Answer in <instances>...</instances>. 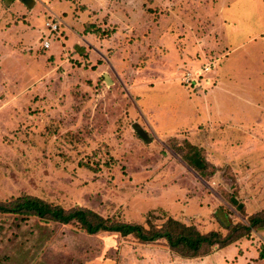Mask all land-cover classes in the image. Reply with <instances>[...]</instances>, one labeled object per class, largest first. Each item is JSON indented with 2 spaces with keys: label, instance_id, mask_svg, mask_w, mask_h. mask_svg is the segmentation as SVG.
Instances as JSON below:
<instances>
[{
  "label": "rangeland",
  "instance_id": "374dc122",
  "mask_svg": "<svg viewBox=\"0 0 264 264\" xmlns=\"http://www.w3.org/2000/svg\"><path fill=\"white\" fill-rule=\"evenodd\" d=\"M34 1L0 0V202L221 237L264 209V0ZM186 143L230 168L226 181L189 167ZM220 181L231 190L214 193ZM232 244L208 264L264 254V231ZM185 262L163 244L0 214V264Z\"/></svg>",
  "mask_w": 264,
  "mask_h": 264
},
{
  "label": "trees",
  "instance_id": "16d2710c",
  "mask_svg": "<svg viewBox=\"0 0 264 264\" xmlns=\"http://www.w3.org/2000/svg\"><path fill=\"white\" fill-rule=\"evenodd\" d=\"M51 20L59 28L58 20L55 18H51ZM40 48L42 50H48L50 47L44 48L41 44ZM186 145L189 152L182 158L201 178L206 180V182L207 180L214 182L212 178L217 177L221 171L219 177L221 181H226L223 174L227 171L230 172V168H220L212 163L206 158L205 151L201 147L190 143H186ZM233 176V179L236 181L237 177L234 174ZM219 185L221 187L217 185L213 189L214 193L220 194L224 193V191L231 190L223 182ZM235 190L238 191V188ZM234 200L237 201L236 198ZM234 200L232 202L236 204ZM238 204L237 209L242 210L245 214L244 205L240 202ZM0 214L14 215L20 217L22 220L35 218L42 222H53L60 225L76 223L87 235L113 233L118 234L122 238L132 237L140 245L163 244L173 254L183 259L205 257L210 254V250L214 246L219 249L224 248L238 241L240 238L247 236L252 231H264V209L247 216V225L231 228L226 237H221L218 229L201 233L196 225L187 226L174 218H168L159 226H155L149 221L146 222V226L137 223H113L91 210L82 208L66 210L61 206L52 205L32 196H21L11 198L6 202H0ZM237 231H241V234L236 235ZM261 256L264 257V254Z\"/></svg>",
  "mask_w": 264,
  "mask_h": 264
},
{
  "label": "crops",
  "instance_id": "0c3cea01",
  "mask_svg": "<svg viewBox=\"0 0 264 264\" xmlns=\"http://www.w3.org/2000/svg\"><path fill=\"white\" fill-rule=\"evenodd\" d=\"M233 172L235 173V175H237L236 171H235V167L233 168ZM241 175H242V173H240V175L238 177H240ZM231 245H233V244H231ZM231 245H228V246H226L224 248H220V249L217 248V250H214L213 252H211V255L209 254V255H207L205 257L196 258V259H185L186 260L185 263L186 264H189V263L190 264H208L210 262L209 258H211V260L213 262H215L216 261L215 259H216L217 255H218V253H220L221 251H225V250H231V247H234V246H231ZM247 249L248 248L245 247V246L243 247V250L240 249V248H238V250L237 249L235 250V248H234V250L232 252L233 253L232 255H236V254H240L241 255L243 253V251L244 252H248V251L251 250V252H253L252 257L249 256L248 259H246L244 261V264H264V258L260 255L259 252L256 251V249L255 250L251 249V248H249V250H247ZM227 256H228L227 258H229L227 260H230V262H233L234 259L237 258V257L229 256V255H227ZM225 257H226V255L222 254V258L225 259ZM223 261H220L218 264H221ZM225 261H226V259H225Z\"/></svg>",
  "mask_w": 264,
  "mask_h": 264
},
{
  "label": "water",
  "instance_id": "95a60500",
  "mask_svg": "<svg viewBox=\"0 0 264 264\" xmlns=\"http://www.w3.org/2000/svg\"><path fill=\"white\" fill-rule=\"evenodd\" d=\"M20 2L25 5L28 8H32L35 4L34 0H20ZM105 82L108 84L109 81L106 76H104ZM134 129L137 133V135L142 139L143 141L149 143L151 141V138H149L146 133L143 131V129L139 125H134Z\"/></svg>",
  "mask_w": 264,
  "mask_h": 264
},
{
  "label": "built area",
  "instance_id": "2783aa9c",
  "mask_svg": "<svg viewBox=\"0 0 264 264\" xmlns=\"http://www.w3.org/2000/svg\"><path fill=\"white\" fill-rule=\"evenodd\" d=\"M45 24H46L45 25L46 30L49 31L50 33L56 31L57 24L53 20H49ZM41 44L44 48L49 47V42L47 40H43Z\"/></svg>",
  "mask_w": 264,
  "mask_h": 264
}]
</instances>
